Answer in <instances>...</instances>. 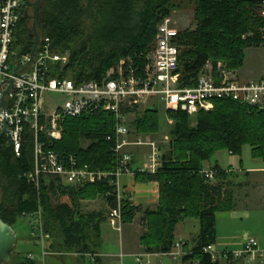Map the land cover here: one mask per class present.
Returning a JSON list of instances; mask_svg holds the SVG:
<instances>
[{
  "label": "trees",
  "instance_id": "16d2710c",
  "mask_svg": "<svg viewBox=\"0 0 264 264\" xmlns=\"http://www.w3.org/2000/svg\"><path fill=\"white\" fill-rule=\"evenodd\" d=\"M179 0H41L38 32L49 36L69 61L59 78L75 83L106 75L122 58L131 56L142 66L154 47L158 25L168 18ZM263 0H195L193 29L177 31L171 41L179 50L177 72L183 86H193L208 61H224L230 69L243 65L245 50L264 45ZM17 25V35L27 46L33 43V11L27 5ZM213 108L196 113L195 125L188 113L167 109L174 125L169 131V149L161 155L155 173L133 169L137 182L157 181L159 199L154 210H146V227L140 243L146 252L169 251L176 224L183 218L199 221V234L183 253L184 264H222L212 260L204 247L216 242V212L230 210L233 201L222 181L227 173L217 164L210 169L214 179L201 172L203 163L218 150L241 154L249 145L251 155L264 162V111L232 99H217ZM115 116L95 112L64 120L61 138L46 142L58 154H74L78 163L93 169L113 170ZM135 133L154 134L160 129L158 110L145 109L133 121ZM107 136H110L108 140ZM89 141L82 147L81 140ZM133 162V157L131 164ZM33 135L25 131L19 155L10 140L0 137V217L14 227L24 213L41 205L44 230L49 234L50 253L96 254L102 245L101 223L114 205V187L107 181L84 185L62 184L55 178L41 179L36 188L27 175L33 169ZM206 169V168H205ZM110 192L111 194H109ZM102 196L108 212L79 209L81 199ZM67 197L68 201H61ZM137 206L122 199V222L134 217ZM82 257V256H81ZM98 257L95 258V260ZM239 259L231 256L225 264ZM9 264H39L14 251Z\"/></svg>",
  "mask_w": 264,
  "mask_h": 264
},
{
  "label": "built area",
  "instance_id": "2783aa9c",
  "mask_svg": "<svg viewBox=\"0 0 264 264\" xmlns=\"http://www.w3.org/2000/svg\"><path fill=\"white\" fill-rule=\"evenodd\" d=\"M24 2L0 0V137H7L14 153L19 155L25 131L32 132L34 164L27 178L36 188L46 177L69 185L107 181L114 187L115 197L107 219L117 231L122 229L121 205L125 197L119 179L124 173L133 174L132 155L125 148L130 145L149 146L146 162L139 168L140 171L155 173L161 165L162 153L154 141L129 139L127 116L133 110L149 98H156L167 109H179L191 116L199 111L211 110L213 101L217 99H232L264 111V76L248 82L241 81L221 61L216 64L208 61L195 85H181L177 72L179 50L171 41L177 31L170 26L169 17L158 25L154 47L146 54L142 66L128 56L99 79L75 83L70 78H59L69 61V53L59 52L52 39L39 32L34 51L33 43L29 47L17 35ZM262 7L264 16V0ZM53 95L59 101L52 102L50 96ZM95 112H111L116 119V166L113 170L81 165L74 154L60 155L46 145L47 141L61 138L66 118L89 116ZM107 138L110 140L111 137ZM201 172L207 179H214L211 169L204 168ZM23 216L29 220L30 236L40 243L38 258L34 253L26 256L46 264L50 252L46 250L45 243L49 234L44 230L41 205ZM204 251L210 254L212 260L225 262L231 256L245 264H264V247L255 237L248 238L238 249L218 251L212 244L204 247ZM73 254L87 257L90 261L98 257L97 253ZM151 254L180 258L183 254L182 241H175L166 252L136 255L135 264H143L142 256ZM123 256V253L116 255L112 264H123Z\"/></svg>",
  "mask_w": 264,
  "mask_h": 264
},
{
  "label": "crops",
  "instance_id": "0c3cea01",
  "mask_svg": "<svg viewBox=\"0 0 264 264\" xmlns=\"http://www.w3.org/2000/svg\"><path fill=\"white\" fill-rule=\"evenodd\" d=\"M253 68L259 67L260 63H253ZM244 81L253 80L249 78H243ZM251 151V149H250ZM133 157L131 167L133 169L140 168L146 162L147 154L130 153ZM212 163L205 161L203 163L204 168L210 169L213 165L217 164L221 169L227 173V177L224 181L228 183H235L236 188H232V198L234 200V206L230 210H220V222L216 216V242L214 247L218 251L233 250L242 247L247 241L248 237L242 234L244 233L243 227H238V217L236 215L237 208L243 204L240 214H247V205L251 199V190H256L259 193L263 190L264 193V162L259 158H253L251 153H241L240 155L232 153H215L213 155ZM233 179V181H232ZM120 188L123 191V195L126 196L132 205L137 206V210L134 214L131 222L123 223L122 230L118 231L117 235L104 229L102 233V247L97 252L98 258L91 261V264H112L116 255L123 253V260L125 263L126 257H133L146 252L143 245L140 243V236L144 231L146 225V210H154L158 204L159 199V184L157 181L137 182L134 174L124 173L119 179ZM251 188L246 190V187ZM239 189L241 192H239ZM258 189V190H257ZM259 191V192H258ZM255 192V191H253ZM230 193V192H229ZM231 194V193H230ZM67 198V197H65ZM108 216V213H107ZM108 223V219L106 218ZM111 227V225L108 223ZM112 230H115L111 227ZM199 234V221L195 218H183L180 220L174 230L175 241H182L183 253H186L193 245L195 238ZM257 241L264 247V236L260 232H255L254 235ZM188 242H191V246H188ZM38 254H36L38 258ZM153 260H159L161 256L151 254ZM79 258L72 253H50L46 257V264H57L58 262L65 264V262L71 264H79ZM145 258V257H143ZM37 260V259H36ZM40 264V261L37 260ZM167 264H184L180 258L173 259L169 257ZM225 264L224 261L221 262ZM234 264H245L240 260H236Z\"/></svg>",
  "mask_w": 264,
  "mask_h": 264
},
{
  "label": "rangeland",
  "instance_id": "374dc122",
  "mask_svg": "<svg viewBox=\"0 0 264 264\" xmlns=\"http://www.w3.org/2000/svg\"><path fill=\"white\" fill-rule=\"evenodd\" d=\"M28 1L32 2L34 0H28ZM194 8H195V0H179L177 2V5L174 7V9L172 10L169 16L171 20L170 26L176 31H180L186 28L193 29L195 27ZM221 62H223L227 66V64L224 61H221ZM253 63L255 64L260 63V66L253 68L254 67ZM230 70L233 71L235 75L241 81H244L243 78H249V79L253 78V80H256L264 76V45H261L259 47L247 48L245 50V59H244L243 65L238 69H230ZM248 81H244V82H248ZM50 99L52 100V102L59 101V98L54 95L50 96ZM148 108H155L158 110L159 126H160L159 131L154 134L135 133L133 130L134 127L132 125L133 121L135 120V118L139 117L144 112L145 109H148ZM166 110L167 108L164 106V104L156 98H149L146 102H143V104H141L139 107H137L135 110H133V112H131L127 116V121L130 125L129 126L130 127L129 139L136 140L137 138H140L143 141H154L159 147L161 153L166 152L169 149V141H170L169 131L174 125L173 120L167 117ZM190 118H191V124L195 125L196 114L192 116L190 115ZM62 131H63V128H62ZM80 143L82 147H86L89 144V141L83 139L81 140ZM250 149L251 147L249 145H244L242 147L241 153H251ZM125 150L130 153H138V154L146 153L148 155L149 146L148 145H130V146H127ZM215 153H230V152L223 149V150H218ZM213 159L214 158L212 156V158L207 161L212 163ZM222 183H223L224 188L231 193L230 195L232 198L233 194H232L231 187L233 186L232 188L235 189L236 184L233 182L228 183V181L226 182L224 180L222 181ZM250 188H251V185L250 187H246L245 189L248 190ZM236 190H239V189H236ZM121 192L123 194L122 189H121ZM239 192H241V190H239ZM250 197L251 199L249 200L248 205L246 207L247 210H249L247 211V214H240L242 209H244L242 207L243 204H241L235 211L237 216L238 215L241 216V217H238V221H237L239 225L238 227L244 228V233L242 234L245 236V238L247 237L250 238V236L254 235L256 231L260 232L264 236V193H263V190L259 193H256V190L254 189L251 190ZM60 200L68 201V199L65 197H60ZM232 201L234 205L233 198H232ZM79 209L83 213H87L92 210H95V211L100 210L106 213L108 212V206L106 204V201L100 195L94 199H81L79 202ZM216 216L218 217V220H219L218 222H220V212H216ZM122 225H123V222H122ZM13 228L18 238L17 245L14 251L16 253H19L22 256L27 255L28 253L38 254L40 243L38 242L37 239H34L30 236L28 218L26 216L20 217ZM104 229H107V231L113 233L114 236H116L118 233L117 230L111 229V227L108 225L106 220L101 223V233H104ZM191 244H192L191 242H188V246H191ZM259 245L263 247L260 243ZM14 251L12 255L14 254ZM150 256L151 255L142 256L141 260H143V264H167L166 262L168 258L170 257V256L162 255L160 258V261L159 260L154 261L153 257H150ZM135 258H136V255L134 256V258L126 257L125 263L123 260V264H135ZM11 260H12V256H11ZM147 260L149 261L148 263H146ZM0 264H5V263L0 262ZM57 264H62V263L58 262ZM65 264H71V263L65 262ZM79 264H91V261L87 257H81L79 258Z\"/></svg>",
  "mask_w": 264,
  "mask_h": 264
},
{
  "label": "water",
  "instance_id": "95a60500",
  "mask_svg": "<svg viewBox=\"0 0 264 264\" xmlns=\"http://www.w3.org/2000/svg\"><path fill=\"white\" fill-rule=\"evenodd\" d=\"M41 0H34L32 2L25 0V5L31 6L33 11L32 33L34 35L33 51L37 47L39 33H38V5ZM17 234L14 228L3 221L0 217V262L9 263L12 253L17 245Z\"/></svg>",
  "mask_w": 264,
  "mask_h": 264
},
{
  "label": "flooded vegetation",
  "instance_id": "af4514ba",
  "mask_svg": "<svg viewBox=\"0 0 264 264\" xmlns=\"http://www.w3.org/2000/svg\"><path fill=\"white\" fill-rule=\"evenodd\" d=\"M28 7H30V8H31V6H28Z\"/></svg>",
  "mask_w": 264,
  "mask_h": 264
}]
</instances>
